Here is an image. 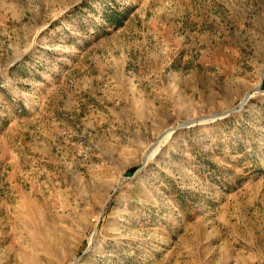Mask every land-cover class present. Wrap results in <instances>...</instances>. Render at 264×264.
I'll return each mask as SVG.
<instances>
[{"label":"rangeland","instance_id":"1","mask_svg":"<svg viewBox=\"0 0 264 264\" xmlns=\"http://www.w3.org/2000/svg\"><path fill=\"white\" fill-rule=\"evenodd\" d=\"M0 264H264V0H0Z\"/></svg>","mask_w":264,"mask_h":264},{"label":"trees","instance_id":"2","mask_svg":"<svg viewBox=\"0 0 264 264\" xmlns=\"http://www.w3.org/2000/svg\"><path fill=\"white\" fill-rule=\"evenodd\" d=\"M131 11V9H130ZM128 11L112 12L111 15L106 16V19L112 24L121 27L123 22L127 19Z\"/></svg>","mask_w":264,"mask_h":264},{"label":"water","instance_id":"3","mask_svg":"<svg viewBox=\"0 0 264 264\" xmlns=\"http://www.w3.org/2000/svg\"><path fill=\"white\" fill-rule=\"evenodd\" d=\"M249 99H250V98H248V99L245 100V103H244L245 105L247 104V102L249 101ZM233 111H234V110H233ZM219 117H221V116H220V115H217L214 119H217V118H219ZM191 124H194V123H188V125H191ZM185 126H186V125H185Z\"/></svg>","mask_w":264,"mask_h":264}]
</instances>
